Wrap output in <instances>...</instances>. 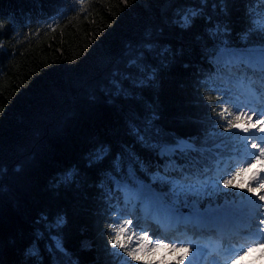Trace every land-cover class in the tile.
<instances>
[{"label":"trees","instance_id":"obj_1","mask_svg":"<svg viewBox=\"0 0 264 264\" xmlns=\"http://www.w3.org/2000/svg\"><path fill=\"white\" fill-rule=\"evenodd\" d=\"M246 21L264 27V0H0V264H126L104 250L101 229L116 225L101 215L102 173L120 154L144 162L146 182L181 163L132 124L149 144L196 135L223 73L209 58L254 46ZM240 145L223 140L212 167Z\"/></svg>","mask_w":264,"mask_h":264},{"label":"snow or ice","instance_id":"obj_2","mask_svg":"<svg viewBox=\"0 0 264 264\" xmlns=\"http://www.w3.org/2000/svg\"><path fill=\"white\" fill-rule=\"evenodd\" d=\"M246 26L255 36L254 46L247 49L223 48L221 54L227 57L225 65L235 64L257 72L254 82L264 89V27L253 28L247 21ZM217 66L219 67V60ZM242 75L247 77V72ZM216 79L219 86L210 87L215 95L200 97L205 112L201 121L203 127L196 135L188 139L173 138L172 141H165L164 136L157 132L154 137L149 136L156 143L149 144L132 124L135 134L145 147L159 149L161 157L178 158L181 163L177 164L172 160L166 162L163 173L157 164V170L147 177L146 182L139 177L136 167L139 165L140 172L148 173L149 169L144 162L134 154H120L115 157L112 170L102 173L111 183L106 185L105 181H101L99 184L101 215L108 217L116 225L114 228L101 229V236H107L104 250L114 255L123 254L127 258L126 264L139 262L142 256L154 250L153 238L147 230H141L135 244L132 243L133 236H137L134 230L138 228L139 214H143L146 219L154 218L164 226L190 227L194 230V241L198 234L229 228L238 223L242 216H250L247 231L258 237V240L241 249V252L264 250V108L248 106L253 101L264 103V97L257 96L256 91L249 87L248 101L244 104L236 103L231 98L228 87L233 82L231 76L220 73ZM248 79L250 83L253 82L251 77ZM206 86H209V81L199 79L194 85L197 92ZM150 127L149 121V127L144 131L149 132ZM215 137L221 141L239 138L240 147L248 159L235 168L226 169L221 175H213L212 165L222 159L217 151L221 145L215 142ZM106 152L107 149L101 147L94 156L103 160ZM254 165L258 167L253 168ZM249 168H253V171L247 183L243 186L235 183L237 177ZM157 185L160 190H157ZM229 196L233 200L227 199ZM237 196L240 201L253 205L254 212L246 206L237 207ZM221 197H224L223 203L220 202ZM59 226V221L47 224L50 231ZM130 231L132 236L129 235ZM156 247L181 253L175 264H182L185 257L202 254L201 248L194 242L156 241ZM237 258L239 253L232 259ZM209 264L218 262L210 259Z\"/></svg>","mask_w":264,"mask_h":264},{"label":"rangeland","instance_id":"obj_3","mask_svg":"<svg viewBox=\"0 0 264 264\" xmlns=\"http://www.w3.org/2000/svg\"><path fill=\"white\" fill-rule=\"evenodd\" d=\"M226 59H227L226 56H224L221 53H219L217 56H215L212 59V61L217 64V61L219 60V64H222V63L225 62ZM248 85H249L248 83L234 82L232 84V86H228V87H229L230 91H234L235 92L237 90H243L244 91L247 88ZM238 100H239V98H238ZM243 202L244 203H241V204H243V206H246L248 209L252 210L254 208V206L251 205L249 202H247V201H243ZM147 231H148V229H147ZM149 233L151 234V238H153V236H152L153 231L152 232L150 231ZM153 240H154V238H153ZM258 250L261 251V249H258ZM180 255H182V254L180 253ZM192 257H193V259L186 261L185 264H191V263L195 264L194 263V261H195L194 260L195 259L194 255ZM165 260H167V261H163L160 264H173L171 259L166 258ZM249 262H250V258L247 257V252H243L242 255L239 256V258L233 259L231 264H250Z\"/></svg>","mask_w":264,"mask_h":264}]
</instances>
